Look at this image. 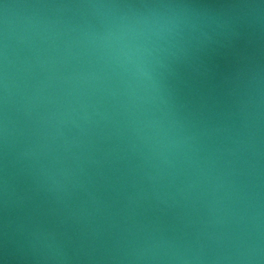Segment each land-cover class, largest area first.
<instances>
[{
    "label": "water",
    "instance_id": "1",
    "mask_svg": "<svg viewBox=\"0 0 264 264\" xmlns=\"http://www.w3.org/2000/svg\"><path fill=\"white\" fill-rule=\"evenodd\" d=\"M152 10L186 23L144 104L92 36ZM5 73L0 264H264V0H0Z\"/></svg>",
    "mask_w": 264,
    "mask_h": 264
},
{
    "label": "clouds",
    "instance_id": "2",
    "mask_svg": "<svg viewBox=\"0 0 264 264\" xmlns=\"http://www.w3.org/2000/svg\"><path fill=\"white\" fill-rule=\"evenodd\" d=\"M7 7L8 5H5V8ZM185 23V17L179 13L152 10L142 15L115 17L102 33L94 34L92 39L100 42L107 50L109 58L124 70L129 88L134 89V94L137 91L142 93L135 96V99L149 104L155 99L152 94L157 90L155 61L172 46ZM0 91L3 92L6 103L8 94L6 73L0 77ZM141 123L151 132L148 139L153 140L155 145L162 149L176 148L184 142L175 138L171 127L163 120L151 119ZM4 130L6 134V124ZM56 175L48 174V178L52 179L54 184ZM46 247L51 253L49 258L56 259L58 251L51 244H47Z\"/></svg>",
    "mask_w": 264,
    "mask_h": 264
}]
</instances>
